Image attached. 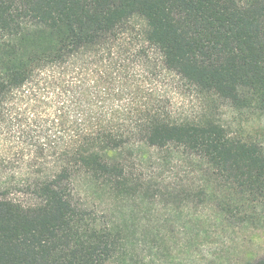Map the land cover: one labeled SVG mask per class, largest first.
Returning <instances> with one entry per match:
<instances>
[{
    "label": "trees",
    "instance_id": "trees-1",
    "mask_svg": "<svg viewBox=\"0 0 264 264\" xmlns=\"http://www.w3.org/2000/svg\"><path fill=\"white\" fill-rule=\"evenodd\" d=\"M171 75L264 114V0H0V264H108L123 243L74 180L136 194L124 159L138 145L198 158L221 222L264 225V133L177 117L157 82Z\"/></svg>",
    "mask_w": 264,
    "mask_h": 264
},
{
    "label": "rangeland",
    "instance_id": "rangeland-1",
    "mask_svg": "<svg viewBox=\"0 0 264 264\" xmlns=\"http://www.w3.org/2000/svg\"><path fill=\"white\" fill-rule=\"evenodd\" d=\"M157 82L166 89L177 117L206 114L232 132L264 133V114L249 117L218 100L196 95L176 76ZM138 84L144 91L148 88L140 80ZM131 149L124 164L132 184L139 187L136 194L106 192L84 175L74 180L75 198L88 218L110 228L123 243L108 264H238L264 253L263 223L244 224L236 218L221 222L214 203L202 201L206 167L198 158L146 145ZM18 165L6 171L8 179H19ZM258 210L263 216L264 208Z\"/></svg>",
    "mask_w": 264,
    "mask_h": 264
}]
</instances>
